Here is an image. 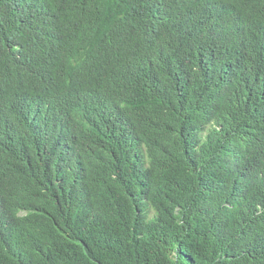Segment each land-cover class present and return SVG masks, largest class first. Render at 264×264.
Wrapping results in <instances>:
<instances>
[{
	"label": "trees",
	"instance_id": "trees-1",
	"mask_svg": "<svg viewBox=\"0 0 264 264\" xmlns=\"http://www.w3.org/2000/svg\"><path fill=\"white\" fill-rule=\"evenodd\" d=\"M0 264H264V0H0Z\"/></svg>",
	"mask_w": 264,
	"mask_h": 264
}]
</instances>
